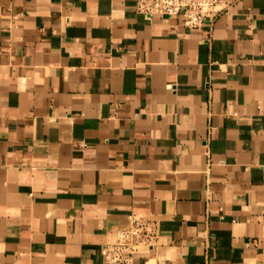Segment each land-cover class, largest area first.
Here are the masks:
<instances>
[{
    "label": "crops",
    "instance_id": "0c3cea01",
    "mask_svg": "<svg viewBox=\"0 0 264 264\" xmlns=\"http://www.w3.org/2000/svg\"><path fill=\"white\" fill-rule=\"evenodd\" d=\"M212 26L135 0H0V264H264V0Z\"/></svg>",
    "mask_w": 264,
    "mask_h": 264
},
{
    "label": "built area",
    "instance_id": "2783aa9c",
    "mask_svg": "<svg viewBox=\"0 0 264 264\" xmlns=\"http://www.w3.org/2000/svg\"><path fill=\"white\" fill-rule=\"evenodd\" d=\"M231 0H135V11L144 16L180 17L183 26L198 30L212 26ZM158 240L155 221L130 214L115 240L102 246L103 264H132L136 254L153 250Z\"/></svg>",
    "mask_w": 264,
    "mask_h": 264
},
{
    "label": "rangeland",
    "instance_id": "374dc122",
    "mask_svg": "<svg viewBox=\"0 0 264 264\" xmlns=\"http://www.w3.org/2000/svg\"><path fill=\"white\" fill-rule=\"evenodd\" d=\"M159 240H160V235H159V233H158V240H157V243L155 244V247L158 245V242H159ZM148 251H146L145 253H147ZM154 264V263H153Z\"/></svg>",
    "mask_w": 264,
    "mask_h": 264
},
{
    "label": "bare ground",
    "instance_id": "6f19581e",
    "mask_svg": "<svg viewBox=\"0 0 264 264\" xmlns=\"http://www.w3.org/2000/svg\"><path fill=\"white\" fill-rule=\"evenodd\" d=\"M150 251H152V250H150Z\"/></svg>",
    "mask_w": 264,
    "mask_h": 264
}]
</instances>
